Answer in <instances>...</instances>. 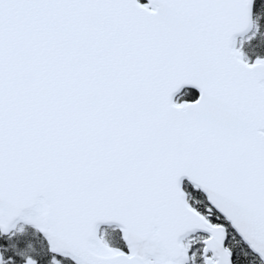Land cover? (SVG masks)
<instances>
[{"label":"snow or ice","instance_id":"snow-or-ice-1","mask_svg":"<svg viewBox=\"0 0 264 264\" xmlns=\"http://www.w3.org/2000/svg\"><path fill=\"white\" fill-rule=\"evenodd\" d=\"M0 264H264V0H0Z\"/></svg>","mask_w":264,"mask_h":264}]
</instances>
